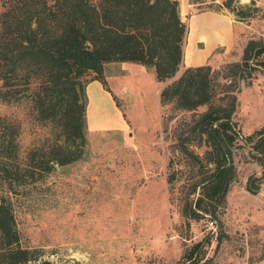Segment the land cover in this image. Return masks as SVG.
Segmentation results:
<instances>
[{
    "label": "rangeland",
    "instance_id": "374dc122",
    "mask_svg": "<svg viewBox=\"0 0 264 264\" xmlns=\"http://www.w3.org/2000/svg\"><path fill=\"white\" fill-rule=\"evenodd\" d=\"M187 1L189 11H221L235 25L232 45L204 63L213 70L238 62L248 40L264 41V0ZM181 71L160 83L141 64L110 62L105 85L86 82L81 158L54 163L41 180L25 178L10 193L20 246L33 256L27 264H264V154L256 159L252 143L242 140L264 125V70L236 83L234 175L215 220L182 214L188 189L213 166L192 131L196 112L164 124L170 107L161 106L159 93ZM0 115L20 125L21 165L30 163L28 153L60 144L56 128L40 121L28 101H0Z\"/></svg>",
    "mask_w": 264,
    "mask_h": 264
},
{
    "label": "trees",
    "instance_id": "16d2710c",
    "mask_svg": "<svg viewBox=\"0 0 264 264\" xmlns=\"http://www.w3.org/2000/svg\"><path fill=\"white\" fill-rule=\"evenodd\" d=\"M0 4V101H28L40 121L56 128L55 141L60 143L42 154L28 153L30 163L21 165L20 125L0 115V264H27L33 259L31 251L20 246L10 193L26 183L25 178L41 180L54 163L81 158L86 144V82L105 85L104 65L110 62L141 64L152 69L160 83L182 68L159 93L161 106L170 107L164 124L177 113L196 112L192 131L205 146L206 165L213 166L188 189L182 214L215 220L234 175L230 146L239 135L231 120L236 83H247L255 70H264V41L248 40L240 60L226 64L223 71L209 64L183 66L187 23L178 0H0ZM200 108L205 109L197 112ZM242 140L252 143L256 159H261L264 125ZM172 181L171 176L168 182ZM246 189L255 192L249 184ZM200 246L201 242L195 244L189 255L199 253Z\"/></svg>",
    "mask_w": 264,
    "mask_h": 264
},
{
    "label": "crops",
    "instance_id": "0c3cea01",
    "mask_svg": "<svg viewBox=\"0 0 264 264\" xmlns=\"http://www.w3.org/2000/svg\"><path fill=\"white\" fill-rule=\"evenodd\" d=\"M178 1L180 16L187 23L183 66L204 64L217 48L226 49L232 45L235 25L226 14L210 9L191 12L192 5L187 0Z\"/></svg>",
    "mask_w": 264,
    "mask_h": 264
},
{
    "label": "water",
    "instance_id": "95a60500",
    "mask_svg": "<svg viewBox=\"0 0 264 264\" xmlns=\"http://www.w3.org/2000/svg\"><path fill=\"white\" fill-rule=\"evenodd\" d=\"M233 14H235V13L233 12Z\"/></svg>",
    "mask_w": 264,
    "mask_h": 264
}]
</instances>
